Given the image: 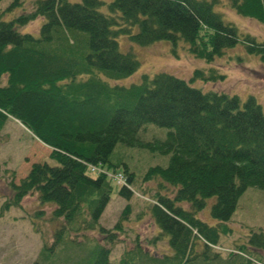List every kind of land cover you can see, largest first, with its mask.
Returning <instances> with one entry per match:
<instances>
[{"label":"trees","instance_id":"1","mask_svg":"<svg viewBox=\"0 0 264 264\" xmlns=\"http://www.w3.org/2000/svg\"><path fill=\"white\" fill-rule=\"evenodd\" d=\"M227 1L237 15L264 25V0ZM215 3L31 0L16 16L0 20V130L6 120L18 121L49 148L51 162L31 164L18 184H8L10 196L0 214L35 194L39 204L53 207L52 220L69 226L61 224L56 230L55 245L82 253L58 260L44 243L32 264H112L105 244L111 245L121 231L129 205L112 231L97 221L112 191L128 201L137 183L131 169L118 163L117 151L112 158L118 144L169 155L165 166L149 167L140 178L155 184L145 211L156 228L155 240H164L171 250L169 256L151 257L154 263L264 264L252 253L264 254L261 232L249 231L238 255L216 253L243 192L248 187L264 191V110L255 99L203 92L166 73L142 75L128 87L114 83L139 67L131 53L119 52L118 36L139 46L166 41L172 53L182 45L206 63L240 44L264 65V45L224 23L212 9ZM15 5L17 0L6 11ZM38 19L37 34L22 32ZM222 78L212 69L208 76L194 70L189 80ZM146 125L166 131L161 139L142 142L137 134L148 129ZM111 176H120L124 184L116 185ZM210 198L215 227L197 217ZM78 223L101 235L103 245L85 235L82 242L73 241L68 234Z\"/></svg>","mask_w":264,"mask_h":264},{"label":"rangeland","instance_id":"2","mask_svg":"<svg viewBox=\"0 0 264 264\" xmlns=\"http://www.w3.org/2000/svg\"><path fill=\"white\" fill-rule=\"evenodd\" d=\"M12 1L0 0V20L7 21L16 16L24 9V2L28 6L31 0H17L18 6L15 5L6 11ZM102 1L109 2V0ZM216 1L212 9L220 15L224 23L235 26L243 36L252 38L257 44L264 45V25L237 15L229 7L227 0ZM101 11L105 12L106 7L104 6ZM40 25L41 20L38 19L24 27L22 32L35 35ZM135 31L134 28L133 32ZM116 41L119 52L131 53L139 63L134 73L114 82L119 86L128 87L137 84L142 75L152 77L157 73H166L186 81L193 88L203 92L214 91L236 95L240 100L252 96L264 110V65L258 56L247 53L240 44L226 49L220 57L206 63L193 58L185 48L181 47L182 45H178L175 53H172L171 46L166 41L154 42L148 46L133 44L125 36H118ZM211 69L213 74L218 73L223 75V78L209 82L189 80L194 70H200L203 75L208 76ZM146 127L149 128L145 129L144 133L138 132L137 134L138 140L142 142L152 141L151 137L161 139L166 131V129L153 125H146ZM115 151H117L118 163L125 164L131 169L137 177V183L132 187L136 192L128 201L119 198L112 191L97 221L98 226L106 231H112L123 208L126 204L129 205L126 221L121 222V231L115 233L114 242L111 245L105 244L110 249L109 261L112 264H120L122 260H125V264H156L151 257L161 258L162 254L169 256L171 250L166 247L164 240H155L156 228L145 211L146 205L151 202L150 197L155 191V184L153 182L142 183L140 178L149 167L165 166L169 155L164 156L145 149L127 148L118 144L113 151L112 158ZM49 152V148L38 142L18 122L12 119L6 120L0 130V206L10 196L8 184L10 182L18 184L31 164L41 163L44 160L50 162L47 158ZM213 200V198L207 199L197 217L208 226L215 227L217 224L209 215L210 204ZM183 207L186 208V206ZM52 209L50 205L39 204L35 194H29L21 199L17 208H10L0 214V264H32L38 261V254L44 243L51 249L55 259L71 258L74 254H78V257L82 256V253L75 248L67 247L66 251H63V246L55 245L56 230L61 224L63 228L69 226L63 221L52 220ZM81 223L77 224L76 230L73 229L68 234L73 241L82 242V236L85 235L102 243L101 235L97 232H90ZM226 227L229 230L228 234L220 237V247L224 250L237 249L249 231L261 232L264 235V191L248 187L238 199L235 211ZM64 231L66 230L63 229L62 236L66 235ZM216 250L220 257L226 256L224 250ZM252 253L255 257L264 260L263 253L259 251ZM235 258L240 259L241 257L236 256ZM166 263L174 264L171 260ZM195 264H200V262L197 261Z\"/></svg>","mask_w":264,"mask_h":264}]
</instances>
